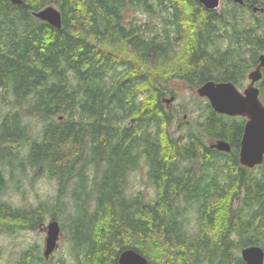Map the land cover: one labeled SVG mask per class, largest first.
<instances>
[{"label":"trees","instance_id":"trees-1","mask_svg":"<svg viewBox=\"0 0 264 264\" xmlns=\"http://www.w3.org/2000/svg\"><path fill=\"white\" fill-rule=\"evenodd\" d=\"M53 1L61 28L33 15ZM261 8L264 0L221 10L199 0H0V230L65 214L75 264H119L128 248L150 264H247L236 250L264 248V162L239 159L247 118L208 102L204 120L176 135L163 98L175 77L242 83L264 51ZM131 9L150 20H128ZM164 10L161 33L152 19ZM263 79L264 68V102ZM218 139L231 151L212 147ZM143 166L151 198L128 190ZM16 169L55 180L54 200L14 207L4 195ZM46 262L32 247L19 264Z\"/></svg>","mask_w":264,"mask_h":264},{"label":"rangeland","instance_id":"rangeland-1","mask_svg":"<svg viewBox=\"0 0 264 264\" xmlns=\"http://www.w3.org/2000/svg\"><path fill=\"white\" fill-rule=\"evenodd\" d=\"M226 1L227 0H221V6L217 9L221 10L224 2ZM48 5H54L59 8L57 1H53ZM159 7L160 5L157 6V9H159ZM133 10L134 9H131L127 13L128 20L136 17L140 23L142 22V24L150 20L149 15L146 13ZM166 14L167 12L164 10L160 13V15H156V17L152 19L156 21V26L159 27L158 30L161 33L163 32L164 26L162 17ZM149 34H156V30L154 29L152 32H149ZM172 35L173 37L176 36V34L173 32ZM226 39L227 37L224 39V46L227 44ZM175 48L176 51L180 50L179 44H176ZM262 53H264V51L260 52L259 54ZM250 54V52H246V55ZM254 68L256 67H251L250 70L247 71L246 77L243 79L242 83L236 84L241 91H244V89L249 85V72ZM169 84L173 89V93H169L167 96H174V101L171 103V110H173L175 114V119L170 130L176 135L185 134L188 132L189 127L194 122L204 120L207 115L206 104L210 101L208 98L202 97L198 94V87H193L190 83L186 82L180 77H175L169 82ZM261 84L262 83H260V81L256 83V85L260 87V98L262 100ZM4 108L7 107L1 105V110ZM28 120L31 125L32 133L38 134L42 122L41 118L34 116L28 118ZM28 171L29 174H24L20 172L19 169H16L14 176H12L10 173L8 174L10 181L9 188L4 195V198L14 207L23 209H30L44 201L51 203L54 200L57 192L56 181L43 175L35 176V173L32 170ZM128 184V190L133 194L142 193L148 198L153 197L155 194L153 187L147 181L146 168L144 166L131 171ZM52 218L53 217L50 214H47L45 219L42 220V224L38 225L36 229L21 228L16 231L1 229L0 264H19L24 252L32 247H34V253L44 256L47 236L46 225ZM58 220L61 224L68 222L66 221L65 214L60 216ZM69 246L70 241L66 235V230L63 229L57 249L49 258H46L48 262L45 264H62L63 262L64 264H75V261L69 251ZM236 251L239 255H241V249Z\"/></svg>","mask_w":264,"mask_h":264},{"label":"water","instance_id":"water-1","mask_svg":"<svg viewBox=\"0 0 264 264\" xmlns=\"http://www.w3.org/2000/svg\"><path fill=\"white\" fill-rule=\"evenodd\" d=\"M21 3L23 0H11ZM208 9H217L221 0H199ZM244 3V0H234ZM259 7L255 6L257 11ZM264 11V8H261ZM33 15L47 21L57 28L63 26V15L59 8L48 5ZM264 53L259 55V63L249 73L250 83L241 91L232 81L208 80L197 88L200 96L209 99L212 108L222 114L231 116H244L247 121L241 138L239 159L247 168H254L264 162V102L260 98V88L256 85L263 77ZM163 101L169 106L174 101V96L164 97ZM212 147L229 152L232 145L228 140L218 139ZM46 243L44 256L49 258L59 245L62 234L61 223L52 218L46 225ZM241 256L247 264H264V248L259 244H251L241 249ZM119 264H150L148 259L133 248L125 249L119 256Z\"/></svg>","mask_w":264,"mask_h":264}]
</instances>
